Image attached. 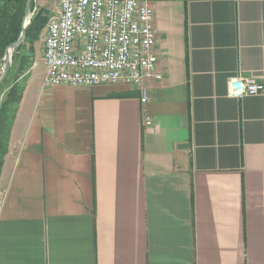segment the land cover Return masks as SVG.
<instances>
[{
	"label": "crops",
	"instance_id": "1",
	"mask_svg": "<svg viewBox=\"0 0 264 264\" xmlns=\"http://www.w3.org/2000/svg\"><path fill=\"white\" fill-rule=\"evenodd\" d=\"M154 14L160 80L47 86L44 58L28 72L0 264H264V92L227 96L236 77L264 85V0H160Z\"/></svg>",
	"mask_w": 264,
	"mask_h": 264
},
{
	"label": "built area",
	"instance_id": "2",
	"mask_svg": "<svg viewBox=\"0 0 264 264\" xmlns=\"http://www.w3.org/2000/svg\"><path fill=\"white\" fill-rule=\"evenodd\" d=\"M158 1L59 0L44 31V84L92 88L122 83L141 88L146 79L160 80L153 52ZM263 92V83L253 77L228 81L230 98ZM143 124L155 130L151 119L146 117Z\"/></svg>",
	"mask_w": 264,
	"mask_h": 264
},
{
	"label": "trees",
	"instance_id": "3",
	"mask_svg": "<svg viewBox=\"0 0 264 264\" xmlns=\"http://www.w3.org/2000/svg\"><path fill=\"white\" fill-rule=\"evenodd\" d=\"M26 1L27 0H0V75L1 67L3 66L2 58L5 50L20 37ZM32 7L33 2L31 4V9ZM45 23L46 18L40 13L35 14L31 18L24 43L13 51L14 65L11 67L6 79L0 85V174L4 157L8 152L9 137L17 107L24 91V82L28 77L27 74L20 84L16 83L17 74H21L22 69H18L16 76H13L14 66H16L17 59L23 58L21 53L26 43L38 40L40 30L44 27ZM31 55L34 57L32 48ZM9 81L10 84L7 85Z\"/></svg>",
	"mask_w": 264,
	"mask_h": 264
},
{
	"label": "rangeland",
	"instance_id": "4",
	"mask_svg": "<svg viewBox=\"0 0 264 264\" xmlns=\"http://www.w3.org/2000/svg\"><path fill=\"white\" fill-rule=\"evenodd\" d=\"M58 3L59 0H34L33 1V7L31 10V18L37 14L40 13L43 17L46 18V23L44 27L40 30V33L38 35V40L36 41H29L26 43L24 50L22 51V59H17L16 60V66H14V73L13 76H16V72L18 69H22L21 74H17V79L16 83L20 84L24 76L28 74V72L31 71V69H34L35 71H39L43 68V46H44V31L46 24L48 20L57 12L58 10ZM30 40V39H29ZM31 48L33 49V52L35 51L38 53L40 56L38 62L32 65V62L34 61V57L31 55ZM12 62H11V67L14 65V60H13V53H12ZM3 67V66H2ZM1 67V71H2ZM11 69V68H10ZM13 78V77H12ZM10 84V81L7 83V85Z\"/></svg>",
	"mask_w": 264,
	"mask_h": 264
},
{
	"label": "water",
	"instance_id": "5",
	"mask_svg": "<svg viewBox=\"0 0 264 264\" xmlns=\"http://www.w3.org/2000/svg\"><path fill=\"white\" fill-rule=\"evenodd\" d=\"M33 1L34 0H27L26 1L24 16L22 19V30H21L20 37L18 38V40L16 42L9 45V47L4 52V56L2 58L3 67H2V71H1V75H0V85L6 79L8 73L10 71L13 51L24 43L26 31H27V28H28V26L30 24V20H31V10L30 9H31V4ZM0 102H1V95H0Z\"/></svg>",
	"mask_w": 264,
	"mask_h": 264
}]
</instances>
